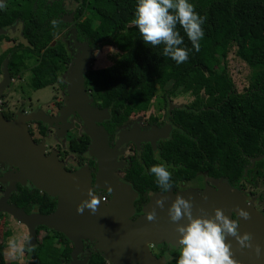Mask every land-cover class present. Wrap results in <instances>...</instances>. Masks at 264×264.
<instances>
[{
    "label": "trees",
    "instance_id": "16d2710c",
    "mask_svg": "<svg viewBox=\"0 0 264 264\" xmlns=\"http://www.w3.org/2000/svg\"><path fill=\"white\" fill-rule=\"evenodd\" d=\"M9 3V10H0V26L12 23L15 17L22 19L21 34L27 45L19 46L23 52L14 59L26 67L23 56H36L29 68L34 89L54 83L66 69L71 54L66 42L56 37L70 27L76 40L95 47L92 59L93 52L103 46L117 49L111 64L92 67L91 60L85 74L94 99L110 109L111 122L121 124L150 106L157 115L164 112L168 116L173 124L168 136L156 142L155 150L144 143L127 172L139 194L138 206L150 190L159 189L155 177L147 174L154 164L170 166L173 186L178 179L204 173L237 187L240 180L255 175L256 168L264 167V157L251 164V158L264 153V39L254 35L264 28V0H191L195 11L206 17L204 37L199 51L191 50L182 64L162 54L163 44L144 43L131 24L136 0H9L6 5ZM71 13L70 20L64 17ZM83 15L87 20L80 19ZM177 30L184 40L180 47L192 49L180 25ZM231 43L235 54L253 70L240 91L225 63ZM186 93L192 96L190 102L168 108L174 96ZM149 122L158 125L162 121L156 122L149 114ZM68 142L70 151L84 153L88 136L82 134ZM10 201L27 213H50L56 206V198L31 186L19 185ZM23 248L34 251L31 264H62V259L69 258L71 246L60 231L38 225L35 244ZM3 252L0 243V255ZM97 261L93 253L89 264Z\"/></svg>",
    "mask_w": 264,
    "mask_h": 264
},
{
    "label": "water",
    "instance_id": "95a60500",
    "mask_svg": "<svg viewBox=\"0 0 264 264\" xmlns=\"http://www.w3.org/2000/svg\"><path fill=\"white\" fill-rule=\"evenodd\" d=\"M72 15L71 13L66 19H71ZM2 31L0 29V32ZM72 40L78 50L67 75L68 96L58 119L64 122L70 112L78 113L85 126V133L91 139L90 154L97 160L96 185L108 191L111 189L112 196L107 203H104L97 195L100 203L95 213L87 209L83 214L77 213V205L88 198L87 191L93 188L89 170L84 166L75 170H66L57 160L55 152L45 153L44 143L35 142L27 129V121L31 118L49 123L53 118L42 114L25 116L19 113L14 120H8L0 113V162L16 168L15 172L9 174V178H5L8 180V185L0 198V212L11 214L18 222L25 225L28 232L26 246L35 244L36 227L44 225L60 231L72 242V257L81 250L82 240L87 238L95 239L100 250L114 264H129L136 258L142 262L149 257L147 243L166 241L172 244L178 240L176 225L168 216V208L176 195L192 198L194 216L201 215V209L212 215L215 208H220L228 215L233 208L236 210L237 207H248L241 203L238 193L229 191L226 186L216 190L209 188L205 193L207 199L187 191L175 193L170 189L166 195L160 192L153 193L143 212L131 219L136 192L130 184L118 178L113 168L120 164L119 157L126 141L133 140L138 143L140 140H147L155 148V141L166 137L171 126L165 123L162 128L151 127L148 131L139 133L137 138L131 132H124L115 146L110 147L105 130L97 124L102 118L108 117V112L106 109L91 108L86 104L87 94L83 86L84 75L90 67V58L95 47L89 46L87 41L76 40L74 34ZM7 81L8 76L4 68L0 93ZM263 157L264 153L251 158V164ZM26 180L40 191L56 198V206L52 212L27 213L17 205L7 202L9 193L15 189V182L24 183ZM161 197L165 198L164 208H156V219L148 221L146 213L156 207L155 201Z\"/></svg>",
    "mask_w": 264,
    "mask_h": 264
},
{
    "label": "flooded vegetation",
    "instance_id": "af4514ba",
    "mask_svg": "<svg viewBox=\"0 0 264 264\" xmlns=\"http://www.w3.org/2000/svg\"><path fill=\"white\" fill-rule=\"evenodd\" d=\"M8 1L9 0H6V4L8 3ZM9 5L10 3L6 5L4 9L9 10L7 8ZM69 5H71L70 3H68V7H71L72 9L74 8ZM73 11L74 9L72 10V12ZM64 17L66 18L67 16L64 15ZM22 23L23 22L20 17H15L12 23L7 24L5 26H0V29L3 30L2 32H0V82L4 79V68H6L8 76L7 84L0 93V113L3 115L4 118L8 120H14L19 113L25 116H35L38 114H42L48 116L49 118H53L50 123L39 120L37 118L29 119L27 121V129L31 138L35 142L42 141L44 143L45 153L54 151L57 160L66 170H75L81 166L86 167L91 175V185L93 187L92 189L95 190L96 195L100 196L101 200L104 203H107L111 199L112 194L107 189L96 185L95 175L97 172L98 164L96 158L90 154L91 139L85 133V126L83 125L81 118L79 117L76 111H73L68 114V116L66 117V121L62 122L58 119V117L61 116L62 107L65 104L68 96L67 75L71 69L72 60L73 57L76 55L78 48L74 45L72 37L71 39L69 38V42L73 48L69 51L71 54V59L68 62L66 69L58 75L56 81L54 82L56 83L55 91L57 94H59V96L56 97L55 93L49 101H40V97H35L34 93L39 88H32L31 93L26 92L24 89H22V87L25 85H28L30 87L31 76L27 78V73L30 72L29 68L35 61L33 57L36 58V56L32 54L29 57L23 56V63L28 65L26 67H21V63L19 64L18 60L14 59L15 57L17 58L19 56L17 54L23 52V49L19 48V46L27 45V41L21 34ZM2 42L4 44H9L5 47H2ZM90 60H92V56ZM83 86L87 94L86 104L91 108H97L100 110L106 109L108 112V117L102 118V120L98 121L97 124L102 126V128L105 130L107 142L110 147L115 146L119 137L124 132H131L133 133V135H135V138H137L139 133L148 131L151 127L162 128L165 123H169L171 126L169 132L173 127V124L170 122L168 116L161 111V114L157 115L158 113L156 112V110L148 114L146 112L135 114L127 120H124L123 123L115 124L114 121H110V109L106 106H99V101L97 102L94 99V90L85 84V75ZM13 93L20 98V102L15 104H13L14 102H10V98L12 96L11 94ZM173 105L176 104L170 101L168 103V108L175 107ZM149 114H153L155 116L156 122L162 121L161 124L157 125L149 122ZM51 131L54 137H56V139H79L82 134H86L88 136L87 150L84 153L82 152L80 154H77V152L74 151H70L71 153L75 154L77 157L80 158H67L65 151L58 149L57 147H49V145L45 142L44 137L50 134ZM163 138L165 137L158 138L155 141V145L159 139ZM144 143H148L152 147L151 143L147 140H140L138 143H135L133 140L126 141L124 149L119 157L120 164L116 165V168H113V171L117 174L118 178L122 182L130 184L133 190L136 192V198L133 200L134 213L131 216V219H134L136 216L140 215L143 212V209L145 208L150 196L153 193L160 192L159 189H152L147 193V199L144 202H142L139 206L136 203L139 198V194L138 191L132 185L127 172L131 167L133 157L139 158V153L142 151V145ZM68 145L69 142L67 141V146ZM152 149L155 150V148L153 147ZM79 160H82L81 163L79 162ZM255 170V175L252 174L249 179L240 180L239 186L237 187L231 186L223 178H214L204 173H198L193 178L188 180L178 179L171 190L175 193L187 191L192 195L201 197V194L205 196V193L209 188L216 190L221 186H226L229 191L238 193L240 197L239 199H241L242 201L241 203L248 206L245 208H239H244L250 214L248 220L240 218L239 232L241 235H243L244 233H250L252 236V245L255 246L259 244L262 248H264V167L256 168ZM15 171L16 168L14 166L4 162H0V198L3 196L5 188L8 185V180H5V178H9V174ZM245 174L246 172L244 173V175ZM19 185L35 187L28 180H26L24 183L15 182V189L11 190L7 198L8 203H12L10 201V195L13 191L17 190ZM249 186L251 187L250 189H248ZM237 202L239 203L238 199ZM237 208L236 210L234 208L231 209L228 216L232 218H238L236 213ZM226 242H231V251L233 253V259L237 261V264H264V255H261V257L257 258L251 248H241L234 237H228ZM174 245H176L177 247L179 246L178 240L172 244L166 241H161L157 243H147L149 257H146V259L142 260V262L137 258L133 259L129 262V264H176L175 257L178 256V251L176 250ZM70 246L71 249L69 251V258L66 260L62 259V264H89L90 258L92 257L93 253L95 254V258L98 259V264H114L113 261H111V259L106 256L103 251L100 250L95 239H83L81 250L77 252L75 257H72L71 254V251L73 249V244L71 241Z\"/></svg>",
    "mask_w": 264,
    "mask_h": 264
},
{
    "label": "clouds",
    "instance_id": "9594fccd",
    "mask_svg": "<svg viewBox=\"0 0 264 264\" xmlns=\"http://www.w3.org/2000/svg\"><path fill=\"white\" fill-rule=\"evenodd\" d=\"M6 7V0H0V10ZM206 17L195 11L191 0H136L131 24L134 25L146 45H164L162 54L177 64L186 62L191 50L199 51L200 41L204 37L202 25ZM52 24L55 26L56 21ZM180 25L191 42L192 49L180 47L184 40L177 30ZM156 159H159L157 156ZM170 166L161 162L147 169V174L155 177L160 193L167 194L173 188ZM111 191V189H109ZM202 198L207 197L201 194ZM87 199L82 200L76 208L77 213L83 214L85 209L95 213L100 200L94 189L87 191ZM155 208L146 213L148 221L156 219V208L163 209L165 198L156 199ZM201 215H193L192 198L176 195L168 208V216L176 225L178 233V251L176 264H237L233 259L231 242L228 237H234L241 248H251L256 257L264 255V248L252 245L250 233L239 232L240 218L249 219V212L244 208H237V217L232 218L220 208H215L209 215L200 210ZM186 221L185 223H180ZM171 259V258H167Z\"/></svg>",
    "mask_w": 264,
    "mask_h": 264
},
{
    "label": "rangeland",
    "instance_id": "374dc122",
    "mask_svg": "<svg viewBox=\"0 0 264 264\" xmlns=\"http://www.w3.org/2000/svg\"><path fill=\"white\" fill-rule=\"evenodd\" d=\"M72 6V5H70ZM81 20H87L85 15L81 16ZM73 34V30L68 27L63 31L62 34L58 35L56 38L63 39L66 42V45L70 50H72V45L69 42V38L71 39ZM254 35L259 39H264V28H259L255 31ZM24 41V39H23ZM9 44V43H8ZM7 43L2 42V47L8 45ZM235 45L233 43L230 44L229 50L226 56V66L229 72L230 77L233 79L235 88L237 90H243L247 85L249 79L253 76V70L242 61L235 54ZM118 52L114 46H103L98 50L93 52L92 59V67H101L107 64H111L113 60L116 58ZM30 72L27 73V78L30 77ZM29 81V80H28ZM30 84V83H29ZM56 83L39 88L36 90L35 97L39 98L40 101H49L50 98L56 93L55 91ZM32 85L30 87L25 85L22 87L26 92H32ZM159 92V91H158ZM158 94V93H157ZM10 102L18 103L20 102V98L14 93L11 94ZM159 95V94H158ZM59 94L56 93V97ZM192 100V96L188 93L182 95H176L172 98V102L178 106H184L188 102ZM155 111V107L150 106L146 113H150ZM45 142L49 145V147H57L65 151L66 157L71 159L80 158L75 154L71 153L67 146L68 138H60L56 139L54 137L52 131L50 134L44 137ZM251 187L249 186L248 189ZM28 240V232L25 225L18 222L11 214H1L0 215V243L4 245V252L0 255V264H31L34 251L31 249L24 250V245H26ZM33 247V245L28 246Z\"/></svg>",
    "mask_w": 264,
    "mask_h": 264
}]
</instances>
